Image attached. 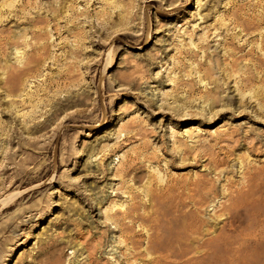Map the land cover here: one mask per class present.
<instances>
[{
	"label": "rangeland",
	"instance_id": "374dc122",
	"mask_svg": "<svg viewBox=\"0 0 264 264\" xmlns=\"http://www.w3.org/2000/svg\"><path fill=\"white\" fill-rule=\"evenodd\" d=\"M198 181L205 239L264 198V0H0V264H120Z\"/></svg>",
	"mask_w": 264,
	"mask_h": 264
},
{
	"label": "bare ground",
	"instance_id": "6f19581e",
	"mask_svg": "<svg viewBox=\"0 0 264 264\" xmlns=\"http://www.w3.org/2000/svg\"><path fill=\"white\" fill-rule=\"evenodd\" d=\"M19 53L15 50L13 55L20 56L16 63L21 67L4 74L3 83L9 86L10 93H14L22 77L32 71L29 62ZM251 180L250 178L249 183ZM189 186L191 188L188 192L192 195L186 198L176 197L173 200L171 218L167 220L162 219L167 212L159 209L150 218L144 219L148 223L146 228L135 231L133 220H141L142 217L132 212L133 217H128V225H121L118 230L119 244L122 247L120 264H264V198L261 202L259 198L253 199L252 194L257 190L255 185L250 186L241 198L234 197L231 193L226 195V203L219 206L221 214L218 217L222 219L223 225L211 232V237L206 239L201 233L205 226L199 217L200 209L208 201L198 194L210 196L213 186L209 185L207 188L202 181ZM186 200L188 201L185 202ZM189 206L194 210L188 209ZM105 246L100 241L90 245L85 250L86 263L100 264L101 258L96 259L95 256ZM245 247L253 249L252 252H247L248 249L245 253L255 254L237 257V253H244ZM146 251L150 252L143 254ZM170 257L177 262H167L166 259Z\"/></svg>",
	"mask_w": 264,
	"mask_h": 264
}]
</instances>
